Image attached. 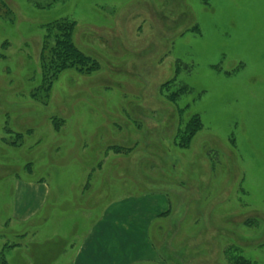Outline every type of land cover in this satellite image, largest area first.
<instances>
[{
	"label": "rangeland",
	"instance_id": "rangeland-1",
	"mask_svg": "<svg viewBox=\"0 0 264 264\" xmlns=\"http://www.w3.org/2000/svg\"><path fill=\"white\" fill-rule=\"evenodd\" d=\"M58 18L99 69L62 71L43 105L30 93ZM167 81L186 87L175 103ZM27 183L45 195L31 224L12 219ZM166 197L147 249L140 224ZM106 209L116 264H264V0H0V256L63 264Z\"/></svg>",
	"mask_w": 264,
	"mask_h": 264
},
{
	"label": "trees",
	"instance_id": "trees-1",
	"mask_svg": "<svg viewBox=\"0 0 264 264\" xmlns=\"http://www.w3.org/2000/svg\"><path fill=\"white\" fill-rule=\"evenodd\" d=\"M44 26L45 35L42 39L39 53L40 80L30 95L32 99L46 105L52 85L58 74L68 69L81 74H90L99 69V63L75 45L73 34L76 23L74 21L66 18H58ZM170 83V81H167L160 84L159 89L161 93H167L166 97L168 101L175 103L179 96L187 90L186 87L184 88L182 86L176 91L169 92L168 87ZM201 128V118L197 114L190 116L178 126L173 137V143L181 149L187 148ZM22 133L23 132L17 131L15 135L17 138H22ZM112 149L116 152H126L130 150L120 145H115ZM229 261L230 264H247L243 258H237L236 256L230 257ZM0 264H7L1 256Z\"/></svg>",
	"mask_w": 264,
	"mask_h": 264
},
{
	"label": "crops",
	"instance_id": "crops-1",
	"mask_svg": "<svg viewBox=\"0 0 264 264\" xmlns=\"http://www.w3.org/2000/svg\"><path fill=\"white\" fill-rule=\"evenodd\" d=\"M21 188L20 183H16L15 190ZM24 189L29 191L26 200L20 201V204L13 208L12 219L17 222L27 221L31 224L34 220L39 207L38 202L44 199L42 195L39 198V186L35 183L25 184ZM46 193V192H45ZM164 196V195H163ZM157 204L156 202L153 205ZM171 208L169 207V200L166 197L162 204L155 208L151 214L149 213L148 222L143 225L141 236L145 238V246L148 249L151 245L149 239V227L150 225L157 224V221L166 215ZM111 209H106L104 213L101 214L98 220L95 221L93 225H90L87 232L80 238L77 243V248L71 253L68 259H65L63 264H116V246L118 245V235L116 231V225H121L117 219V216L110 213ZM15 215V216H14ZM36 224V223H35ZM122 225H133L134 224H122ZM31 230H37L38 225H30ZM132 227V226H131ZM130 228V226H129ZM133 233V232H132ZM140 236V237H141ZM131 238V237H130ZM155 257L143 258V263H154ZM126 264V263H125Z\"/></svg>",
	"mask_w": 264,
	"mask_h": 264
}]
</instances>
